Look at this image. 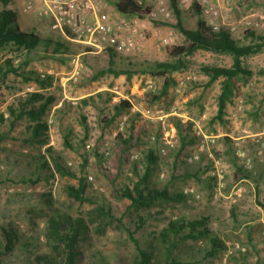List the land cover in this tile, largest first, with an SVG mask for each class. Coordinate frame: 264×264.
Masks as SVG:
<instances>
[{"label":"rangeland","instance_id":"obj_1","mask_svg":"<svg viewBox=\"0 0 264 264\" xmlns=\"http://www.w3.org/2000/svg\"><path fill=\"white\" fill-rule=\"evenodd\" d=\"M114 1L100 0L101 4L108 3L111 8ZM155 1L145 0L144 6L151 8ZM244 3L243 10H237V18L264 11V5L259 8L248 1ZM11 4L22 22L41 24L43 36L62 38L60 33L51 31L50 21L44 22L46 19L25 13L20 0H12ZM0 9H3L1 0ZM185 13L186 26L193 27L196 16L188 11ZM154 23L164 27L174 23V20ZM171 31L172 34L168 29L158 31V36L151 39L150 54L134 57L117 55L116 68L137 71L130 80L125 75L101 74L110 65L108 53L85 52L87 48L78 42L69 41L75 50L65 54L53 50L48 52L42 47L29 54L0 52L4 58L0 62V73L7 68V58L14 63L19 60L15 63L19 71L8 73L0 87V114L8 112V118L0 123V224L17 229L20 235L19 239H13L8 250L0 233V264H44L40 259L46 260L51 254L61 256L62 249L56 250L46 235L48 219L55 216V211L73 217L82 214L88 218L91 245L86 241L80 246L84 252L83 264H129L136 253L135 243L130 238L131 231L146 247L154 234L167 226L170 218L183 216L188 219L197 216L208 218V226L220 236L225 249L218 256L203 260L201 258L206 251L202 249V244L209 241L190 239L187 243L180 242L174 250L175 254L196 257L201 260L200 264H264V145L255 141L254 137L255 133L264 131V75L259 74L264 69V50L245 58L244 66L255 74L238 78V88L231 105L227 107L224 121H221L216 118L221 80L205 87L208 77L201 72V68L230 67V55L199 49L183 57L185 67L173 74V82L166 93H161L166 76L142 72L157 62L172 61L168 54L169 46L161 50L155 47L161 36H171L172 45L184 42V36L178 29ZM254 31L264 35V27ZM233 37L240 44L249 43L241 31ZM61 40H65L64 37ZM77 54H80L82 63L80 72L76 80L67 79L73 73L72 58ZM29 71L53 76L52 86L40 90L56 98L47 116L50 124L47 145L32 146L22 139L27 119L14 126L8 121L9 106L16 105L19 98L38 90L35 82L21 75ZM114 91L127 94L132 101L131 106L120 112L112 123H103L114 112L111 103ZM154 94L161 95V98L153 99ZM126 112L130 124L123 133H117L118 119ZM199 119L202 130L207 135L216 136L214 149L226 170V182L218 194L215 193L211 161L205 155L191 164L186 159L197 150V140L180 149L181 133L176 123L181 122L185 127L186 132L182 135L193 137V120ZM172 125L176 126L178 141L167 154L161 155L160 144L150 142L148 137L154 133L161 136ZM105 141L111 147V168L108 171L101 168ZM47 146H52L63 156L64 164L76 176L61 175L55 167L48 171L40 166L39 159L30 161L33 155L38 156V152H44ZM237 147L248 151L253 160L252 169L243 166L236 155ZM148 150H154L158 155L159 164V169L149 175L151 185L167 187L171 195H187L185 189L193 188L200 193V198L190 200L187 196L184 201H174L173 205L159 201L151 211L153 215L148 216L136 230L140 215L136 209L129 208L130 200L120 196V191L127 186L133 187L140 178L148 166ZM133 153L138 158L128 159ZM51 165L54 166L53 163ZM240 167L242 170L238 171ZM195 172L196 176L193 175ZM80 177L87 178L85 194L89 201H79L67 192L69 185H79ZM96 204L110 207L116 218H122L123 225L112 221L103 226L107 219L95 214ZM161 208L165 209L164 214H158L157 210ZM237 242L245 247V251L228 253ZM156 248L155 252L159 254L162 251L160 245L157 244Z\"/></svg>","mask_w":264,"mask_h":264},{"label":"trees","instance_id":"obj_2","mask_svg":"<svg viewBox=\"0 0 264 264\" xmlns=\"http://www.w3.org/2000/svg\"><path fill=\"white\" fill-rule=\"evenodd\" d=\"M1 2L3 4V9H0V52H26L29 54L41 47L44 48L45 51L49 52L53 50V52L61 54L74 52L73 50H75V48H73L68 40L57 39L53 36H43L41 32L34 28H26L22 19H20L19 13L10 7L12 5V0H1ZM170 3L178 18L174 26L183 34L184 42L168 47V54L172 61L157 62L154 66H150L151 68H149V70L144 68L142 72L149 71L153 75L166 76L164 88L161 91V93H166L171 82H173V74L185 67L182 61L183 57L192 55L199 49L230 55L232 57V65L230 67L206 66L201 68V72L208 77L207 82L204 84L205 87L213 85L219 79L221 80V90L217 100L218 111L216 118L224 121V117L227 113V104L231 102L234 92L239 85L238 78L242 76L250 77L255 74L244 66V60L247 56L264 50V35L257 34L254 30H246L244 32V37L249 39V43L240 44L227 27H222L218 31L213 30L203 18L201 7L196 0L191 6L194 14L197 15L196 28H186L180 20L181 13L178 8L177 0H170ZM114 6L120 13L130 15H144L150 9V6L139 4L137 0H115ZM85 51H89V49ZM107 53L109 55L110 65L103 70L101 74L110 73L114 76L125 75L126 78L130 80L132 76L137 73V71L130 68H116L117 54L112 50H108ZM5 64H7V68L0 73V87L5 83L8 73H16L19 71V68L15 66L11 58H7ZM259 74L264 75V69ZM21 75H25L26 79L35 82L38 86V90L27 94L23 98H19L16 105L12 104L9 106L8 111L10 118L8 121L11 126H14L21 120L27 119L26 132H24L25 136L22 139L32 146L47 145L50 137V124L48 123L47 116L50 110L49 108L56 98L53 95H46L40 90L52 86L53 76H42L35 71L22 72ZM160 98L161 95H153V99ZM130 106L131 104L125 100L120 104L114 105L112 116L109 119L106 118L103 123H112L120 112ZM5 119L4 115L0 114V123H3ZM176 125L178 131L181 133L180 149L182 150L188 143L195 141L196 138L185 134L182 135L186 132V129L182 127L181 122H177ZM190 125L191 123H189V127ZM118 137L120 138L121 135ZM37 155L38 156L33 155L30 161L35 162V159H39L40 166L48 171H51L52 168L55 167L61 175L76 176V174L69 170L64 164L63 156L59 152H56L52 146H47L44 152L41 153L40 151ZM49 159L52 160L54 166L51 165L52 163ZM146 159L148 166L134 186H127L120 191V196L130 200L129 208L136 209L140 215L136 230L145 223L148 216L153 215L151 211L158 206L159 201L172 204L174 201H184L188 196L184 193L171 195L167 187L158 188L154 184L151 185L150 182H148V178L153 170L159 169V164L157 162L158 155L154 150H148ZM241 170V167L238 168V171ZM193 175L196 176L197 173L195 172ZM87 187V178L80 177L79 185H69L67 187V192L71 197L79 201H89L85 194ZM157 211L158 214L165 213L164 208ZM95 212L96 215L107 219L103 223V226H106L112 221H116L123 225L122 218H116L110 207L106 204H96ZM208 222L209 219L202 216L190 219L185 216L174 219L170 218L167 226L162 228L158 234H154L151 243L146 247L140 240L135 238V233L131 231L130 238L135 243L136 253L129 264H200L201 260L196 257L187 258L182 254L178 255L174 253V250L178 248L177 245L180 244V242L187 243L190 239L194 241L207 239L209 241L208 244H202V249H205L206 252L201 259L205 260L207 257L218 256L225 249V244L220 236L213 233L208 226ZM90 229L91 226L86 216L81 214L78 217H73L67 213L60 214L55 211V216H51L48 219L46 235L56 250L62 249V255L55 256L51 254L47 256L48 259H40V261L44 264H83L84 252L81 250L80 246L86 241V243L91 245ZM0 233L3 236L2 243H4L8 250L13 244V239H19L20 237L17 229L11 228L10 226L4 227L1 224ZM154 241H156L157 244L160 245V249H162L159 254L155 252L157 244H155Z\"/></svg>","mask_w":264,"mask_h":264},{"label":"built area","instance_id":"obj_3","mask_svg":"<svg viewBox=\"0 0 264 264\" xmlns=\"http://www.w3.org/2000/svg\"><path fill=\"white\" fill-rule=\"evenodd\" d=\"M22 9L27 14H34L42 19H50V29L54 33H60L65 40L78 42L89 49V53L99 54L114 51L118 56L134 57L146 49V41L152 34L158 36V29L149 28L154 22H168L172 19L174 9L170 0H156L144 15L124 14L118 17L104 11L102 4L98 0H20ZM139 4L144 5L145 0H137ZM195 0H179L181 5H192ZM241 1V0H236ZM201 7L202 16L206 23L218 31L222 27H227L232 34L245 32L246 30H257L264 26V11L252 12L243 17L232 20L224 13V8H231L232 0H198ZM146 6V5H145ZM172 34V31H171ZM170 34V35H171ZM173 43L171 36H161L155 43L157 50H161ZM80 54L74 55L72 62L74 70L72 77L76 80L80 72L82 63L79 59ZM4 58L0 56V62ZM19 60L16 59L15 63ZM151 86V85H150ZM111 96L113 105L120 104L122 101L132 103L127 94L114 91ZM4 118H8V112H3ZM201 119L193 120L192 133L197 140V150L187 156L188 163L198 161L202 155H205L212 163V176L215 184V193L218 194L224 188L226 182V170L221 160L217 158L215 152L216 136L207 135L201 126ZM52 121V120H51ZM130 124L128 113L120 116L117 122V133H123ZM255 141L264 145V132L256 134ZM152 143H159L161 155L168 153L177 143L176 126L169 127L161 136L154 133L149 137ZM105 147L102 149L101 168L108 171L111 168L110 156L111 147L108 141H105ZM90 147V144L87 145ZM236 155L242 160L243 166L252 169L253 160L245 148L237 147ZM137 154H131L128 159L136 160ZM91 178V177H90ZM185 193L190 200L200 198V193L193 188L185 189ZM233 250L245 251V247L239 242L235 243L228 253Z\"/></svg>","mask_w":264,"mask_h":264},{"label":"crops","instance_id":"obj_4","mask_svg":"<svg viewBox=\"0 0 264 264\" xmlns=\"http://www.w3.org/2000/svg\"><path fill=\"white\" fill-rule=\"evenodd\" d=\"M98 1H100V0H98ZM196 1H198V0H196ZM210 1H213V0H210ZM244 1H248V3H250L251 5H254V7L255 6H258L259 8H262V6L264 5V0H244ZM244 1L243 0H241V1H236V0H232V6H231V8H224V13H226L227 15H228V17L229 18H231L232 20H237V19H239V18H237L236 16H237V10H239V11H241V10H243V6L245 5V3H244ZM177 4H178V8L180 9V13H181V15H180V20H181V22H182V24H183V26L184 27H186V28H188L187 26H186V23H185V21H184V19H185V15H186V11H188V12H190V13H193L194 14V12H193V10L191 9V6L192 5H187V6H184V5H181L180 4V2H179V0H177ZM249 4V5H250ZM235 7V8H234ZM102 8H103V10L104 11H107V12H109L110 14H112L113 16H116V17H118L121 13L116 9V7L115 6H113V8H111V5H109L108 3H103L102 4ZM115 9V10H114ZM195 15V14H194ZM196 16V20H197V15H195ZM204 18V17H203ZM46 19V18H45ZM172 20H174V23H170V25H164V27L166 28H164V27H160V26H158V25H155V23H153V24H150L149 25V28L150 29H153V31L154 30H156V29H158V31L160 30L161 32H164L165 30H169V32H171V29H176L175 28V24L177 23V20H178V18H177V16L175 15V11H174V15H173V17H172V19L170 20V21H172ZM196 20H195V24L193 25V27H189V29H195L196 28ZM50 21V19H46L44 22H49ZM24 25H25V27L26 28H28V27H34V29H36V30H38L39 32H41V24H35V23H31L30 21H27V22H25L24 23ZM264 27V26H263ZM168 33V32H167ZM55 35V34H54ZM155 36L154 35H150L149 36V38L147 39V41H146V49L145 50H143L140 54H138V55H144V54H150L151 53V48H150V45L152 44L151 43V39H153ZM57 38V37H56ZM63 38V37H62ZM61 38V39H62ZM57 39H59V38H57ZM154 48V47H153ZM85 52H88L89 53V51H85ZM137 55V56H138ZM73 77L72 76H70V77H68L67 79H72ZM54 83V82H53ZM231 103H232V101L231 102H229L228 104H227V107L228 106H230L231 105ZM264 132V131H263ZM263 132H259V133H255V134H261V133H263ZM254 135V134H253ZM244 180V179H243Z\"/></svg>","mask_w":264,"mask_h":264}]
</instances>
